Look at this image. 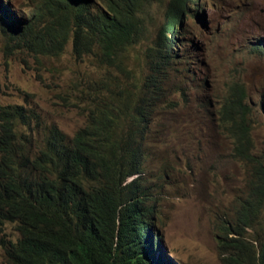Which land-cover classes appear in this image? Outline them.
<instances>
[{"label":"trees","instance_id":"obj_1","mask_svg":"<svg viewBox=\"0 0 264 264\" xmlns=\"http://www.w3.org/2000/svg\"><path fill=\"white\" fill-rule=\"evenodd\" d=\"M31 1L32 7L19 13L12 0H0V28L18 48L57 55L70 42L75 59L97 48L113 62L117 50L144 32L146 9L158 0ZM198 1L168 0L155 41L160 62L177 55L188 2L195 6L191 16L201 19ZM258 48L264 52V44ZM157 76L144 75L129 95L110 88L90 93L85 124L71 137L49 125L36 147L28 136L26 144L17 139L20 124L28 134L38 132L29 124L33 116L21 105L0 104V245L11 264H186L165 253L142 182L146 135L160 101ZM235 99L226 97L219 118L233 139L234 155L251 158L248 125L235 118ZM257 168L263 167L257 163ZM263 203L261 178L254 198L240 203L236 219L218 225L219 250L234 264L245 263L234 250L247 242ZM6 223L14 225V238L6 237ZM254 240L250 264H264V239Z\"/></svg>","mask_w":264,"mask_h":264},{"label":"rangeland","instance_id":"obj_2","mask_svg":"<svg viewBox=\"0 0 264 264\" xmlns=\"http://www.w3.org/2000/svg\"><path fill=\"white\" fill-rule=\"evenodd\" d=\"M12 1L19 13L32 7L31 0ZM167 2L148 5L144 32L117 50L113 62L97 48L75 59L70 42L57 55L33 54L0 28V104L21 105L33 116L29 124L38 132L28 134L20 124L17 139L26 144L28 136L36 147L49 125L69 137L83 126L90 93L110 88L129 95L144 75L157 76L160 70V101L146 135L141 172L155 209L153 230L171 260L234 264L219 250L215 235L223 220L236 219L240 203L254 198L264 179V52L258 48L264 44V0H199L201 19L191 16L195 6L188 2L179 22L185 35L177 34V55L162 63L155 41ZM189 39L196 46H188ZM229 94L236 97L235 118L248 125L251 158L234 155L233 139L222 128L219 111ZM4 231L6 237L17 234L12 223ZM255 237L264 239V203L247 230V242L234 250L244 264L251 263ZM0 264H11L1 245Z\"/></svg>","mask_w":264,"mask_h":264},{"label":"bare ground","instance_id":"obj_3","mask_svg":"<svg viewBox=\"0 0 264 264\" xmlns=\"http://www.w3.org/2000/svg\"><path fill=\"white\" fill-rule=\"evenodd\" d=\"M176 17V16H175ZM255 49V48H254ZM232 93V92H231ZM230 95V94H229Z\"/></svg>","mask_w":264,"mask_h":264}]
</instances>
